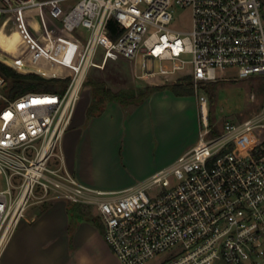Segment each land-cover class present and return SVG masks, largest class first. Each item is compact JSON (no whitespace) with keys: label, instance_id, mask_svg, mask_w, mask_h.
Instances as JSON below:
<instances>
[{"label":"built area","instance_id":"built-area-1","mask_svg":"<svg viewBox=\"0 0 264 264\" xmlns=\"http://www.w3.org/2000/svg\"><path fill=\"white\" fill-rule=\"evenodd\" d=\"M56 1L0 0V23L12 18L18 31L46 39L56 19L47 6ZM182 9L191 13L187 29L173 26ZM57 19L65 31L88 32L75 73L42 75L70 77L65 89L12 97L0 71V264L19 225L38 219L34 207L60 200L97 211L123 264H146L165 252H173L166 264H264V104L215 130L199 95L205 84L264 74L262 0H76ZM139 57L135 78L192 83L199 138L144 181L103 191L70 170L63 138L90 67L118 59L133 67Z\"/></svg>","mask_w":264,"mask_h":264},{"label":"crops","instance_id":"crops-1","mask_svg":"<svg viewBox=\"0 0 264 264\" xmlns=\"http://www.w3.org/2000/svg\"><path fill=\"white\" fill-rule=\"evenodd\" d=\"M262 14L264 18V0ZM79 55L80 52L70 68H62L58 73L37 72L45 77L75 73ZM168 88L170 86L154 90L139 103L108 100L103 112L90 117L87 109L91 98L78 105L64 135L62 149L68 167L82 183L103 191L119 192L144 181L158 169L140 168L137 164L149 157L156 129L165 126L171 116L168 113L172 111L178 114L171 117L173 125L180 126L182 109H199V112L201 109L199 97L179 96ZM193 143L183 147L172 161ZM114 168L120 174L127 168L134 169V173L114 178ZM67 206L68 203L61 201L46 203L40 208L41 212L38 210L40 215L35 222L21 223L5 249L1 264H123L105 240L103 223L101 228L95 216L83 213L82 207L89 213L97 211L91 206L71 204L70 214ZM77 210L79 215L76 216ZM146 264L166 263L149 261Z\"/></svg>","mask_w":264,"mask_h":264},{"label":"rangeland","instance_id":"rangeland-1","mask_svg":"<svg viewBox=\"0 0 264 264\" xmlns=\"http://www.w3.org/2000/svg\"><path fill=\"white\" fill-rule=\"evenodd\" d=\"M75 2L76 0H57L48 4L47 8L57 19ZM29 16L35 17L34 14H30ZM56 19L53 20L50 29L47 31L49 32V40L48 37L45 39L36 32L26 34L18 31L12 18L3 20L0 23V59L8 60L20 67L36 70L41 73L44 70L58 73L62 68H70L75 63L76 57L81 51L82 43L86 36H88V32L84 28L72 32L65 31L62 29L60 22L57 21L58 19ZM176 19L175 23H173L175 28H189L191 23L190 10H180ZM22 49L30 62L22 59ZM50 52H52L51 56L49 55ZM14 55H17L16 57L20 59H17ZM95 60L98 63L101 62L100 57ZM141 63L142 58L139 57L133 67L125 59L109 60L103 67H90L81 90L78 105L87 102L90 98L92 100V84L97 82L105 83L114 92H120L124 96L137 95L146 86L153 85L141 78H135L133 74L134 68L135 71L141 74ZM173 84L177 83H163L160 86H171ZM57 88L61 90L63 84H57ZM168 89L173 90L171 87ZM252 92L256 95L255 100L251 99ZM199 95L201 97L203 95L206 96L208 100V118L210 124L213 128L220 129L224 122H240L263 106L264 74H255L238 80L212 82L208 84L206 89L204 86L199 89ZM192 96L196 99L195 93ZM181 113L183 120L180 126L173 125L174 121L171 120V117L178 114L172 111V113H168L171 116L166 119L165 126L156 129L157 134H153L155 144L149 157L144 161L137 162L140 168L143 166L146 169L157 167V170H159L170 165L176 154L183 147L191 145L199 138L201 129L199 109H182ZM121 172L122 174H120L117 168H114V178H118L121 175H125L126 177L129 173H134V169L127 168L126 171L121 170ZM4 185L5 179L0 176V187ZM60 201L68 203L67 210L71 214L73 210L71 203L64 200ZM34 208L41 212L40 208L42 206L37 205ZM82 208V212L86 215L95 216L94 218L96 221L98 220L97 222L102 221L95 211L89 213L86 212V207ZM75 215H79L78 210L75 211ZM172 256L173 252H165L156 256L150 262L161 261L162 263H166Z\"/></svg>","mask_w":264,"mask_h":264},{"label":"trees","instance_id":"trees-1","mask_svg":"<svg viewBox=\"0 0 264 264\" xmlns=\"http://www.w3.org/2000/svg\"><path fill=\"white\" fill-rule=\"evenodd\" d=\"M115 27H116V23L113 20H111L109 22V29H110V34L112 37H115V34L113 32V29ZM2 60L5 63L0 61V71L7 77L9 81V93L12 97H16L27 91H46V92L59 91V89L57 88V84L62 83L63 84L62 89H65L68 82L70 81V77H67L65 79L58 78V77L45 78L42 75H40L39 72L35 70L20 67L8 60H4V59ZM13 67L22 72L17 71ZM66 74H70V73L62 72L55 76L66 75ZM92 86H93L92 100L87 109L88 117L96 115V114H100L101 112H103L106 102L108 100H120L122 102H127V103H132V102L139 103L149 94H151L154 90L164 89L167 87L164 85H161V86L160 85H154V86L149 85V86H146L144 89L140 90L137 95L124 96L120 92H114L112 89L107 87L105 83L103 82L94 83L92 84ZM203 86L206 89L208 87V84H205ZM170 87L173 89L174 93L179 96L180 95H192L195 93L192 83L191 84L189 83L188 85L177 83V84L171 85ZM214 129L216 130V128ZM97 224L102 228L101 222H97Z\"/></svg>","mask_w":264,"mask_h":264},{"label":"bare ground","instance_id":"bare-ground-1","mask_svg":"<svg viewBox=\"0 0 264 264\" xmlns=\"http://www.w3.org/2000/svg\"><path fill=\"white\" fill-rule=\"evenodd\" d=\"M203 111H204V113H206V111H207L206 108H204Z\"/></svg>","mask_w":264,"mask_h":264}]
</instances>
